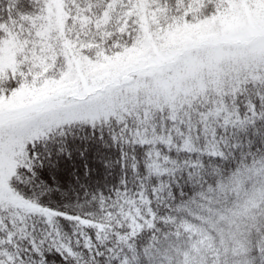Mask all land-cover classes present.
<instances>
[{
    "label": "snow or ice",
    "instance_id": "snow-or-ice-1",
    "mask_svg": "<svg viewBox=\"0 0 264 264\" xmlns=\"http://www.w3.org/2000/svg\"><path fill=\"white\" fill-rule=\"evenodd\" d=\"M0 264H264V0H0Z\"/></svg>",
    "mask_w": 264,
    "mask_h": 264
}]
</instances>
